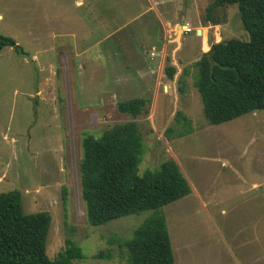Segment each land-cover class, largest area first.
<instances>
[{"label": "rangeland", "instance_id": "rangeland-1", "mask_svg": "<svg viewBox=\"0 0 264 264\" xmlns=\"http://www.w3.org/2000/svg\"><path fill=\"white\" fill-rule=\"evenodd\" d=\"M211 2L0 0V34L29 54L0 50V192L17 189L26 213L51 215V259L70 238L83 252L73 264H128L112 239L132 236L152 210L91 225L79 162L86 135L134 121L144 143L139 173L172 158L191 186L163 207L175 264H264V109L210 124L194 85L196 62L213 43L249 39L237 6L218 8L210 24ZM137 97L147 100L143 113L118 110Z\"/></svg>", "mask_w": 264, "mask_h": 264}, {"label": "trees", "instance_id": "trees-1", "mask_svg": "<svg viewBox=\"0 0 264 264\" xmlns=\"http://www.w3.org/2000/svg\"><path fill=\"white\" fill-rule=\"evenodd\" d=\"M232 5L238 8L249 39L213 43L196 62L194 85L213 125L264 109V0H212L206 7L208 22L218 24L215 11ZM7 46L29 55L14 38L0 34V50ZM165 73L173 78L176 67L168 65ZM146 105V99L137 97L119 102L117 108L135 117ZM182 115L178 112L177 119ZM81 146V194L90 224L100 226L152 210L132 236L112 241L125 248L128 264H175L163 207L191 192L176 161L167 159L158 169L140 174L144 143L134 121L113 125L99 136L88 134ZM50 225L48 212H25L19 190L0 192V264H73L82 259V249L70 238L57 258L49 257ZM96 256L108 258L111 253L100 251Z\"/></svg>", "mask_w": 264, "mask_h": 264}, {"label": "water", "instance_id": "water-1", "mask_svg": "<svg viewBox=\"0 0 264 264\" xmlns=\"http://www.w3.org/2000/svg\"><path fill=\"white\" fill-rule=\"evenodd\" d=\"M186 27V25H180L179 28L182 31L178 32V35L176 37V43H177V48L180 46L181 42H180V34L181 32H183V29ZM197 33L200 35L201 34V29L197 30ZM29 62L32 66V70H33V74H34V81H35V95L31 98V102H32V113H33V124L36 123V120L38 118V114H37V106H38V69L36 67V63L35 60L30 57L29 58Z\"/></svg>", "mask_w": 264, "mask_h": 264}, {"label": "built area", "instance_id": "built-area-1", "mask_svg": "<svg viewBox=\"0 0 264 264\" xmlns=\"http://www.w3.org/2000/svg\"><path fill=\"white\" fill-rule=\"evenodd\" d=\"M191 30H192V28L187 23L186 27L184 28V32H190Z\"/></svg>", "mask_w": 264, "mask_h": 264}, {"label": "crops", "instance_id": "crops-1", "mask_svg": "<svg viewBox=\"0 0 264 264\" xmlns=\"http://www.w3.org/2000/svg\"><path fill=\"white\" fill-rule=\"evenodd\" d=\"M202 31H204V30H202ZM184 33H185V32H184ZM201 35H202V33H201ZM202 37H203V35H202ZM204 43L208 46L207 39H206L205 37H203V49L206 48V47L204 46Z\"/></svg>", "mask_w": 264, "mask_h": 264}, {"label": "bare ground", "instance_id": "bare-ground-1", "mask_svg": "<svg viewBox=\"0 0 264 264\" xmlns=\"http://www.w3.org/2000/svg\"><path fill=\"white\" fill-rule=\"evenodd\" d=\"M154 49V48H153ZM154 58H155V56H154Z\"/></svg>", "mask_w": 264, "mask_h": 264}]
</instances>
